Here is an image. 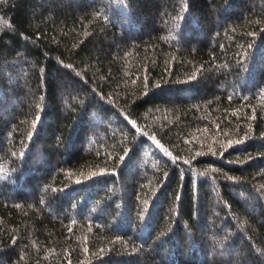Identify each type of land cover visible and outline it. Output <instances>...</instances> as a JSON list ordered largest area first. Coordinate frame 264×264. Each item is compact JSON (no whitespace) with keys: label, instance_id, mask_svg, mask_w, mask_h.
<instances>
[{"label":"trees","instance_id":"obj_1","mask_svg":"<svg viewBox=\"0 0 264 264\" xmlns=\"http://www.w3.org/2000/svg\"><path fill=\"white\" fill-rule=\"evenodd\" d=\"M0 264H264V0H0Z\"/></svg>","mask_w":264,"mask_h":264}]
</instances>
